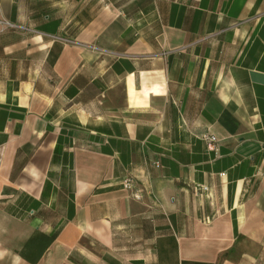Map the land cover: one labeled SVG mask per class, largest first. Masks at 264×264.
Returning <instances> with one entry per match:
<instances>
[{"label": "crops", "instance_id": "obj_1", "mask_svg": "<svg viewBox=\"0 0 264 264\" xmlns=\"http://www.w3.org/2000/svg\"><path fill=\"white\" fill-rule=\"evenodd\" d=\"M0 4V264H264V0Z\"/></svg>", "mask_w": 264, "mask_h": 264}, {"label": "built area", "instance_id": "obj_2", "mask_svg": "<svg viewBox=\"0 0 264 264\" xmlns=\"http://www.w3.org/2000/svg\"><path fill=\"white\" fill-rule=\"evenodd\" d=\"M0 26L5 27V28H16V26H14L10 22H8L2 18L1 4H0ZM201 138L206 143L207 149L209 151H211V152L218 151V140L215 136L210 135V134H205ZM155 165L158 167L159 163H155ZM122 185H123L124 190L130 192V194L134 200H142L143 199L142 193L140 191L136 190V188H135L136 182L133 179V177H126L123 180ZM208 190H209V188H207V187L201 188L202 192H207Z\"/></svg>", "mask_w": 264, "mask_h": 264}]
</instances>
